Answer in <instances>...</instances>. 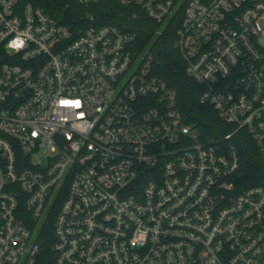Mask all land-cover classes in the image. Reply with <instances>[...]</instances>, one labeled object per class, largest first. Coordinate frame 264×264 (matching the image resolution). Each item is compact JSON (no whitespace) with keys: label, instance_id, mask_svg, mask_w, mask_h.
<instances>
[{"label":"built area","instance_id":"obj_1","mask_svg":"<svg viewBox=\"0 0 264 264\" xmlns=\"http://www.w3.org/2000/svg\"><path fill=\"white\" fill-rule=\"evenodd\" d=\"M83 6L106 0H75ZM166 29L231 131L203 139L137 36L0 0V264H264V0H117ZM38 164L34 165V156ZM58 211L56 212L57 208Z\"/></svg>","mask_w":264,"mask_h":264},{"label":"trees","instance_id":"obj_2","mask_svg":"<svg viewBox=\"0 0 264 264\" xmlns=\"http://www.w3.org/2000/svg\"><path fill=\"white\" fill-rule=\"evenodd\" d=\"M20 1L22 5L31 4L43 9L76 36L87 27L90 17H94L100 26H117L134 33L139 50L153 57L152 74L176 91L178 107L187 124L197 128L205 140L219 138L232 130L220 122L212 106L201 103L205 88L186 74V65L176 46V25L170 24L162 29L145 17L133 20L132 11L121 6L117 0H106L90 6H83L75 0ZM236 146L240 157L237 177L240 187L264 188V165L255 144L244 135L237 140ZM53 223L52 219L50 225L42 231L43 255L40 264H54V256L50 251Z\"/></svg>","mask_w":264,"mask_h":264},{"label":"rangeland","instance_id":"obj_3","mask_svg":"<svg viewBox=\"0 0 264 264\" xmlns=\"http://www.w3.org/2000/svg\"><path fill=\"white\" fill-rule=\"evenodd\" d=\"M38 160H39V156L38 155H35L34 156V165H37L38 164Z\"/></svg>","mask_w":264,"mask_h":264}]
</instances>
